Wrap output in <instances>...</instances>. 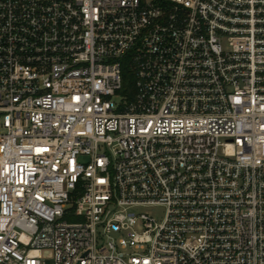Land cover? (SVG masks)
<instances>
[{"label":"built area","instance_id":"obj_1","mask_svg":"<svg viewBox=\"0 0 264 264\" xmlns=\"http://www.w3.org/2000/svg\"><path fill=\"white\" fill-rule=\"evenodd\" d=\"M0 264H264V0H0Z\"/></svg>","mask_w":264,"mask_h":264},{"label":"rangeland","instance_id":"obj_2","mask_svg":"<svg viewBox=\"0 0 264 264\" xmlns=\"http://www.w3.org/2000/svg\"><path fill=\"white\" fill-rule=\"evenodd\" d=\"M140 212L149 214L154 216L157 220H161L164 216V209L159 208V209H148V210H139Z\"/></svg>","mask_w":264,"mask_h":264},{"label":"trees","instance_id":"obj_3","mask_svg":"<svg viewBox=\"0 0 264 264\" xmlns=\"http://www.w3.org/2000/svg\"><path fill=\"white\" fill-rule=\"evenodd\" d=\"M124 76H125V79L131 77V72L128 70L127 65L124 68Z\"/></svg>","mask_w":264,"mask_h":264}]
</instances>
